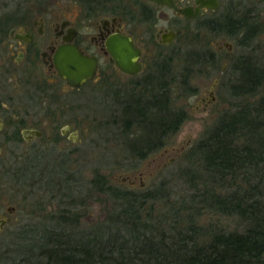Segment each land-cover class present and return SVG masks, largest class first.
I'll return each instance as SVG.
<instances>
[{
    "label": "flooded vegetation",
    "instance_id": "af4514ba",
    "mask_svg": "<svg viewBox=\"0 0 264 264\" xmlns=\"http://www.w3.org/2000/svg\"><path fill=\"white\" fill-rule=\"evenodd\" d=\"M80 2L79 13L69 17L40 2H5V11L0 12V178L13 188L33 192L50 185L54 192L57 153L69 154L71 98L85 88L96 92L111 86V79L124 77L130 83L116 101L122 105L132 101L140 81L156 64L173 59L166 50L178 42L187 49L183 72L202 67L216 73L224 60L220 73L225 74L231 96L243 105L264 102L258 96L264 90V0ZM202 31L223 39L211 50L201 40ZM122 37L140 52L137 74L123 71L111 51V43ZM147 48L154 51L149 58ZM63 49H77L94 64V76L81 86L69 82L60 69ZM248 90L251 95L239 94ZM212 100L202 99L206 105ZM66 164L69 160L63 159L61 166ZM32 174L34 180L29 179ZM29 180L34 183L28 184ZM62 212L69 215V209ZM15 213L16 208L5 205L0 194V233Z\"/></svg>",
    "mask_w": 264,
    "mask_h": 264
},
{
    "label": "trees",
    "instance_id": "16d2710c",
    "mask_svg": "<svg viewBox=\"0 0 264 264\" xmlns=\"http://www.w3.org/2000/svg\"><path fill=\"white\" fill-rule=\"evenodd\" d=\"M172 60L158 62L140 81L134 99L123 104L119 121L114 122L124 144L140 160L163 149L188 119L185 110L174 108L173 93L176 86L187 94L195 92L190 86L193 72H176ZM128 136L132 137L126 143ZM194 149L203 190L192 195V207L185 208L188 215L183 221L177 222L173 211L161 222L145 211L155 201L153 196L117 191L98 175L88 194L98 188L109 195L114 205L107 219L88 230L80 227V217L73 211L64 212L69 232L49 237L37 255L44 261L30 258L29 263L264 264V102L226 111ZM70 180L69 197L74 199L77 182ZM70 205L74 207V201ZM203 211L238 218L246 229H205L197 223Z\"/></svg>",
    "mask_w": 264,
    "mask_h": 264
},
{
    "label": "rangeland",
    "instance_id": "374dc122",
    "mask_svg": "<svg viewBox=\"0 0 264 264\" xmlns=\"http://www.w3.org/2000/svg\"><path fill=\"white\" fill-rule=\"evenodd\" d=\"M11 1L40 2L47 4L52 12L65 13L67 17L69 13L78 14L82 8L80 0H0V12H4L3 6ZM200 34H204L201 40L211 50L214 43L223 39L221 36L216 38L212 34L205 35V31ZM261 40L264 39L261 37ZM153 52L147 48V58ZM166 52L173 57L175 71L182 73L186 47L178 42ZM220 58L225 59L224 55ZM223 65L224 60H221L216 73L206 72L202 67L192 69L190 86L195 90L194 93L187 94L181 87L174 86L173 106L177 110H185L188 119L163 149L142 160L131 154L124 144V136L119 132L121 130L114 124L119 121L123 106L118 104L116 97H122V90L130 83L129 79L116 77L117 79L108 81L111 86H105L96 92L88 87L71 98L73 115H69V126L73 129L69 131V154L57 153L59 174L52 177L55 191L50 192V185L33 192L27 188H13L0 178L3 203L16 208L11 223L0 233V264H30V258L44 261V257H37L44 250V242L49 237L55 238L60 231L69 232V224L63 218L64 209H69L71 214L73 211L80 217L82 229L89 230L103 224L114 203L109 195L98 188L88 194L91 181L97 179L98 175L105 177L117 191L153 196L155 201L148 203L145 211L161 222L167 215L172 217L173 211L176 213L175 217L179 218L177 222L183 221L188 215L186 209L192 207V195L203 190L204 178L194 147L220 116L243 105L240 104L241 100L231 96L226 86L225 74L220 73ZM216 81L219 84L214 89ZM212 90L213 94L210 96ZM258 96L264 97V90ZM203 98L206 102L211 98L213 100L206 105ZM72 132L75 134H71ZM131 137L128 136L126 143ZM63 159L69 160V164L61 166ZM70 178V183L77 182L75 186L78 196L74 199L69 197V183L66 180ZM29 179L34 180V175ZM33 180H29L28 184H33ZM59 181L63 182L61 186ZM72 201L74 207L70 205ZM175 217L170 218L167 228L176 220ZM197 223L205 229L227 232H244L246 229V225L238 218L207 211L200 214ZM181 225L182 223L179 226Z\"/></svg>",
    "mask_w": 264,
    "mask_h": 264
},
{
    "label": "water",
    "instance_id": "95a60500",
    "mask_svg": "<svg viewBox=\"0 0 264 264\" xmlns=\"http://www.w3.org/2000/svg\"><path fill=\"white\" fill-rule=\"evenodd\" d=\"M170 40L175 39V34L171 33ZM111 51L117 58V64L123 71L131 75L141 71V65L137 62L140 52L134 47L129 38L122 37L111 43ZM60 69L67 74L69 82L74 86H81L85 80L92 78L95 74L94 64L75 50L63 49L60 52Z\"/></svg>",
    "mask_w": 264,
    "mask_h": 264
}]
</instances>
